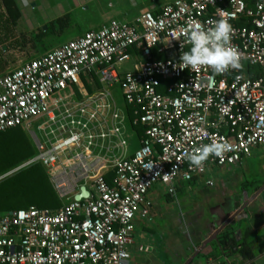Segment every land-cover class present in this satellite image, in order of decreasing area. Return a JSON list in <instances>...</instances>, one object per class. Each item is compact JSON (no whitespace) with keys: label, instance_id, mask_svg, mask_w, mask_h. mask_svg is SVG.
<instances>
[{"label":"built area","instance_id":"1","mask_svg":"<svg viewBox=\"0 0 264 264\" xmlns=\"http://www.w3.org/2000/svg\"><path fill=\"white\" fill-rule=\"evenodd\" d=\"M222 16L242 67L222 74L181 68L188 30ZM133 48L143 58L122 69ZM153 49L166 57L153 58ZM92 73L101 90L71 103L72 88ZM115 86L145 127L127 157L107 153L113 137L125 145L109 91ZM35 120L39 133L30 130ZM18 126L31 132L35 154L15 169L41 162L62 205L0 214V264H131L133 220L151 187L162 184L174 195L177 182L236 166L264 144V0H175L133 22L110 20L0 75V133ZM214 141L234 150L192 165L188 155Z\"/></svg>","mask_w":264,"mask_h":264},{"label":"crops","instance_id":"2","mask_svg":"<svg viewBox=\"0 0 264 264\" xmlns=\"http://www.w3.org/2000/svg\"><path fill=\"white\" fill-rule=\"evenodd\" d=\"M14 1L20 17L13 26L4 20V8L0 2V36H8L6 41L0 44L7 48L12 40L16 41V44L21 43L19 38L28 35L26 44L42 56L67 41L82 36L90 29L100 28L110 20L133 22L144 10L149 9L156 13L165 4L175 0ZM64 18L68 20L61 25L58 21ZM39 34H43V37L35 38ZM129 53L130 59L124 62L122 69L132 68L134 62L143 58L139 49L133 48ZM152 53L153 57L162 55L155 49ZM99 90L101 85L97 75L83 74L80 83L71 90L73 92L71 103L81 102L86 95H95ZM109 91L122 117L117 122L121 129L118 137L125 141V145L115 146L118 141L113 137L114 143L109 144L107 153L109 157H127L139 147L143 136L138 135L133 129L119 88L115 86ZM36 122H39V125L41 120H35L32 124ZM107 126L108 128L111 126V121L108 120ZM100 143L106 148L108 140H102ZM212 169H209V173L204 172L206 174L195 176L191 181L183 180L176 184V191L190 193L193 192L192 186L200 179L204 180L209 188L214 187L213 191L201 193V199H196V202L192 199L185 200L184 215L188 216V223L185 222L184 226L174 220L175 214H171L170 217V214L161 216L159 213L158 200L152 197L153 191L159 190V183L149 189L133 220L135 246L130 252L133 261L131 264H183L197 250L199 252L196 256L199 254L201 256L194 264H219V261L212 257L215 239L207 242L218 229L217 223H223L220 232L232 225L235 227L237 239L248 232V237L254 242L252 247L255 256L252 259L243 260L239 256L232 259L223 258L225 264H264V144L253 147L250 155L243 157L236 166ZM214 169H219L220 172H212ZM164 191V194H167L166 189ZM245 200L247 204L243 210L241 207ZM144 209L148 211L146 215L142 212ZM156 218L162 219V227L160 224L154 225ZM230 219L232 220L229 221ZM154 227L159 232L153 231ZM139 245L149 248L147 252H143L146 254L144 257H135L136 254H140L136 249Z\"/></svg>","mask_w":264,"mask_h":264},{"label":"trees","instance_id":"3","mask_svg":"<svg viewBox=\"0 0 264 264\" xmlns=\"http://www.w3.org/2000/svg\"><path fill=\"white\" fill-rule=\"evenodd\" d=\"M0 2L4 8V20L12 26L15 25L20 17L17 4L14 0H0ZM65 20H68V18L61 19L58 22L62 25ZM42 37L43 34H39L35 38L41 39ZM7 38L6 35L4 37L0 36V43H4ZM22 38L26 39L24 35ZM152 54L153 57L154 53ZM161 54L153 58L164 59L166 55ZM248 69L250 72L253 71L250 67ZM167 83L168 81H163V84ZM127 111L133 129L136 130L138 135L143 136L145 127L140 123L139 114H135L134 108L130 105H127ZM34 154L35 150L29 137L21 127L18 126L0 133V175L34 156ZM112 175L111 170L106 173L105 176L108 182L112 179ZM61 205L62 201L56 194L46 168L41 162L31 163L0 179V214L26 209L31 206L56 211ZM253 244L254 242H251L248 237V232L243 233V237L237 239L235 227L229 225L214 240L215 249L212 257L219 261V264H225L223 258L232 259L234 256L249 260L255 256ZM200 256L201 254L196 256L190 264L198 261Z\"/></svg>","mask_w":264,"mask_h":264},{"label":"clouds","instance_id":"4","mask_svg":"<svg viewBox=\"0 0 264 264\" xmlns=\"http://www.w3.org/2000/svg\"><path fill=\"white\" fill-rule=\"evenodd\" d=\"M232 31V25L223 16L214 26L207 29L199 25L192 26L187 34L191 47L180 57L181 68L195 69L199 66H208L217 74H222L229 68H241L239 50L230 46ZM233 150L232 143L214 141L189 154L188 159L192 165L198 167L210 156L222 159L227 152Z\"/></svg>","mask_w":264,"mask_h":264},{"label":"rangeland","instance_id":"5","mask_svg":"<svg viewBox=\"0 0 264 264\" xmlns=\"http://www.w3.org/2000/svg\"><path fill=\"white\" fill-rule=\"evenodd\" d=\"M24 37L26 39L22 38V36L19 38V41H21V43L16 44V41L12 40L10 43H8L7 48H3L4 45L2 46L0 44V75L4 74L6 72H9L11 70H15L27 62L32 61L36 58H39V56H40L39 52H37L35 50H31V47L28 44H26L29 36L26 35ZM7 42H9V41H7ZM38 123L39 122L32 124L30 127V130H36L37 133H39V131L37 130ZM21 128L26 132V134L29 137V140H30V142L34 148L35 142H34V139H33L31 132L28 131L26 127H21ZM36 131H34V133H36ZM35 135H37V134H35ZM15 167L12 168L11 170H9L8 172L0 175V179H2L4 177H6L7 175H10L11 173L17 171L15 169ZM207 171H206V173H209V170H207ZM212 172L217 173L220 171H219V169H214V171H212ZM206 173H204V174H206ZM192 187H193L192 193H190L189 191H184V192L176 191V193L174 195H169L167 193V191H166L167 194H164L165 193L164 189H166L164 187V185L161 186V184H158L159 190L153 191L152 197L158 200L159 213H161V216H164V214H166V215L170 214L169 216L172 217L171 214H175L174 220L176 222H179L181 224V226H184L185 222L188 223V216H186V214L184 215V213H186V207L184 205L185 200L186 199H192V200H194V202H196V199H201L200 198L201 193H204L205 191H208V190H210V191L214 190V187L209 188V186H206L205 181L202 179L197 181V183L194 184ZM159 191H161V193ZM154 193H157V194L154 195ZM198 201L199 200H197V202ZM161 218L163 219V217H161ZM162 219L156 218L154 221V225L158 226L160 224V226L162 227L163 226L162 222H161ZM153 231L159 232L158 229H155V227H154ZM184 236H185V234H184ZM139 253L140 254H136L135 257L136 256L137 257H140V256L144 257L146 255L143 252H139ZM131 263H133V261H131Z\"/></svg>","mask_w":264,"mask_h":264},{"label":"water","instance_id":"6","mask_svg":"<svg viewBox=\"0 0 264 264\" xmlns=\"http://www.w3.org/2000/svg\"><path fill=\"white\" fill-rule=\"evenodd\" d=\"M81 191H82V194L83 195H87V191L85 190V188H81ZM80 196L78 195V196H76L75 198L76 199H78ZM246 204H247V202H246V200H245V202L242 204V207H241V209H243V210H245V206H246ZM241 209H240V211H241ZM239 211V212H240ZM237 215V213L234 215V216H236ZM233 216V217H234ZM232 219H230L229 221H231ZM228 221V222H229ZM227 222V223H228ZM217 225L219 226L218 227V229L213 233V235L210 237V238H208L207 239V242H210L212 239L214 240V239H216L217 238V235H218V233L220 232V230L222 229V225H223V223L221 224V223H217ZM206 242V243H207ZM198 252H199V250H197L192 256H190L189 258H188V260H186L183 264H190L192 261H193V259H194V257L198 254Z\"/></svg>","mask_w":264,"mask_h":264}]
</instances>
